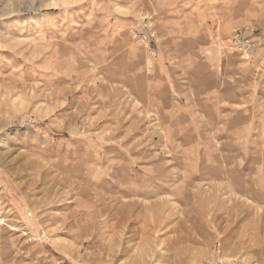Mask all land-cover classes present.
<instances>
[{
    "label": "rangeland",
    "instance_id": "1",
    "mask_svg": "<svg viewBox=\"0 0 264 264\" xmlns=\"http://www.w3.org/2000/svg\"><path fill=\"white\" fill-rule=\"evenodd\" d=\"M0 264H264V0H0Z\"/></svg>",
    "mask_w": 264,
    "mask_h": 264
},
{
    "label": "bare ground",
    "instance_id": "2",
    "mask_svg": "<svg viewBox=\"0 0 264 264\" xmlns=\"http://www.w3.org/2000/svg\"><path fill=\"white\" fill-rule=\"evenodd\" d=\"M53 5V4H52ZM11 12V11H10Z\"/></svg>",
    "mask_w": 264,
    "mask_h": 264
}]
</instances>
